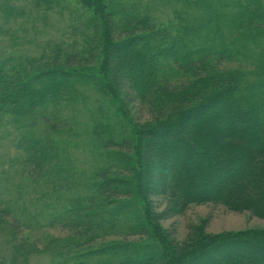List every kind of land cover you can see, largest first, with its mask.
Returning <instances> with one entry per match:
<instances>
[{
	"label": "trees",
	"instance_id": "trees-1",
	"mask_svg": "<svg viewBox=\"0 0 264 264\" xmlns=\"http://www.w3.org/2000/svg\"><path fill=\"white\" fill-rule=\"evenodd\" d=\"M80 4L91 15L88 53L99 62L77 68L70 61L78 55H69L24 76L0 66V112L23 117L70 102L81 80L119 121L93 130L114 164L61 214L68 239L48 250L63 264H264V230L211 235L204 221L180 242L162 227L192 205L264 220V51L237 47L241 38H264V9L244 7L222 47L216 39L186 40L121 1ZM237 56L253 67L223 65ZM135 105L144 108V123L130 116ZM2 210L0 225L9 212Z\"/></svg>",
	"mask_w": 264,
	"mask_h": 264
},
{
	"label": "rangeland",
	"instance_id": "rangeland-1",
	"mask_svg": "<svg viewBox=\"0 0 264 264\" xmlns=\"http://www.w3.org/2000/svg\"><path fill=\"white\" fill-rule=\"evenodd\" d=\"M117 1L131 14L147 15L186 40L209 44L216 39L222 47L232 42L230 26L244 7L264 9V0ZM90 20L80 0H0V66L6 63L24 76L78 55L72 66L92 67L100 58L88 53ZM252 36V42L241 38L237 47L263 52L264 38ZM222 62L229 69L253 67L243 56ZM72 86L70 102L39 107L23 117L0 112V211L10 212L3 213L0 225L3 264H63L56 250H48L68 239L61 214L90 193V179L98 170L114 164L93 136L97 124L119 122L113 107L92 84L78 80ZM130 116L140 123L147 119L144 108L136 105ZM156 205L165 208L160 199ZM204 221L211 235L264 230V220L216 205H192L162 227L184 242ZM22 246L25 251L18 255Z\"/></svg>",
	"mask_w": 264,
	"mask_h": 264
}]
</instances>
